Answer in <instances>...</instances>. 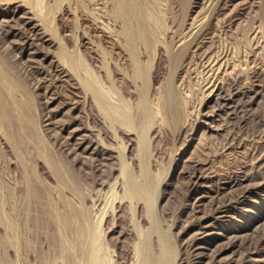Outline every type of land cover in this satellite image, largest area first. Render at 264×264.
<instances>
[{
    "label": "rangeland",
    "instance_id": "1",
    "mask_svg": "<svg viewBox=\"0 0 264 264\" xmlns=\"http://www.w3.org/2000/svg\"><path fill=\"white\" fill-rule=\"evenodd\" d=\"M87 74L130 121L100 111ZM79 223L111 264L147 232L170 264L252 236V260L221 264H264V0H0V264H77Z\"/></svg>",
    "mask_w": 264,
    "mask_h": 264
},
{
    "label": "bare ground",
    "instance_id": "2",
    "mask_svg": "<svg viewBox=\"0 0 264 264\" xmlns=\"http://www.w3.org/2000/svg\"><path fill=\"white\" fill-rule=\"evenodd\" d=\"M182 44L183 43L181 41H178L177 42V47H180ZM186 49H187V47H183L179 51V53H178L179 55L177 54V57L181 58V56H183V54L185 53ZM135 53H136V51H135ZM60 55H61V57L63 59H66L70 63L72 68H76V67L78 68V66L80 65V61L81 60H79V57L78 58L77 57L70 58L68 53L64 49L61 50V54ZM135 59H138V58H135ZM136 68L139 69L140 67L139 68L136 67ZM207 68H208V73L210 72L214 76H217L223 70V62L220 61L219 58L211 59L209 61L208 65H207ZM81 85L83 86V89L85 91H87L88 93L91 94L92 99L95 102V105L100 109L101 112L104 113V115L108 114L109 112H113V113H116V114H118L120 116L121 115L125 116V118H127L128 121H130V117H129L127 111L122 106L117 105V104H113L111 102V99L109 98V95L106 92L107 90L103 87V85L100 83V81L98 82V80L93 75L87 74L84 78H82ZM221 90H222V86L220 84H218V83H214L213 89H212V91L209 94H210V96L213 97L214 95L218 94ZM260 90H261V88H258V87L255 88V91H260ZM168 91H169V93H173L171 91H174V90L171 89V90H168ZM170 97H171L170 98L171 99V103H170L171 104L170 105L171 110L175 111V108H176L175 105H176V100H177L175 98V93H174V95L170 94ZM141 102H142L143 111L147 114V116H149L151 114L150 113L151 111H150V109L148 107V104L146 102L144 103V101H141ZM187 126H188V123L186 122L185 126L183 128H185ZM125 176H126L125 178L127 179L126 181L128 182V185L126 187V191L125 192L128 193L131 196L136 195L137 194V188L138 187L142 188V184H140L139 181L136 180L137 178L135 179V177H132L130 172H127V170L125 171ZM126 181H124V182H126ZM243 193H245L244 189H243ZM100 202H102V200ZM83 211H84V209H83ZM74 212H77L76 209H75V211H73V213ZM78 214H79V212H78ZM76 215H77V213H76ZM98 215H100V214H98ZM100 219H101V223L102 222L104 223L105 219H106V214H103L102 218H100ZM75 220L77 221L78 218L75 219ZM80 221H82V219H80ZM82 224H80L81 226L79 227V229L77 228L78 229L77 230L78 231L77 232L78 235H76L74 233L77 236V237L75 236V240L77 238V244H78V249H79V254H78V252H77V254L79 255L78 257L80 259L77 264H111V262H109V261L111 260V258L114 259V258L117 257V252L114 250L113 252L107 254L105 246L100 241L98 224L94 223L93 225H91L90 228H86L84 225L82 226ZM76 225H77V223H76ZM258 226H259V223L258 222H254L252 224V229H255L256 232H257ZM74 227H75V225H74ZM152 228H153L152 230L157 231L158 227H157L156 221H154ZM72 229H73V227H72ZM75 229H74V232L76 231ZM67 230H68V227H67ZM159 239H160V237H159ZM254 239H255V236H252L250 238H246L245 241L243 239L244 242H242L241 245L233 243L232 245L230 244V245H228L226 247H221V248H217L215 250H210V252H204L202 258H200L197 261V264H221V260H222V258H224V256L227 254V252H231L230 253L231 255L229 257H226L229 260H232V259L233 260H237L239 258L240 259L241 258L245 259L246 257L249 258L250 260H252V258H253L252 256H253V253H254L253 244L258 242V241H260V239H259L258 241L255 240L256 242H254ZM137 241L138 242L135 244V246L132 247L133 249H131L130 252H129L130 253V257H131L130 258L131 259V264H170L171 263V255L169 253V249H168V246H167L168 244H167L166 241H164L165 243L162 244V246L160 245L161 248H160V251L158 252V254H151V251H150L151 236L148 234V232L141 234L140 237H138ZM58 244H59V246H61V250L65 252V249H66L65 243L63 241H60ZM73 247H75V245ZM72 253H74V252H72ZM75 256L76 255H74V257ZM68 257L70 258L72 256L68 255ZM74 257H72V259L74 261H76L74 259ZM73 260H72V262L74 263ZM182 263H183L182 257L178 256L176 258V264H182ZM41 264H50V263H49V261L47 259H43Z\"/></svg>",
    "mask_w": 264,
    "mask_h": 264
}]
</instances>
